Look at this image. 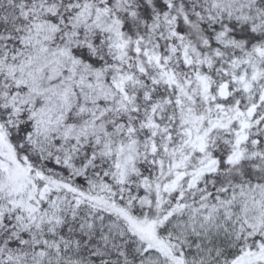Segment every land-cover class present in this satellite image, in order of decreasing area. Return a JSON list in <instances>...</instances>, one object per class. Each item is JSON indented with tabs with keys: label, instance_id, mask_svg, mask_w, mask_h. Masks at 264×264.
Instances as JSON below:
<instances>
[{
	"label": "snow or ice",
	"instance_id": "6c2138e0",
	"mask_svg": "<svg viewBox=\"0 0 264 264\" xmlns=\"http://www.w3.org/2000/svg\"><path fill=\"white\" fill-rule=\"evenodd\" d=\"M0 264H264V0H0Z\"/></svg>",
	"mask_w": 264,
	"mask_h": 264
}]
</instances>
